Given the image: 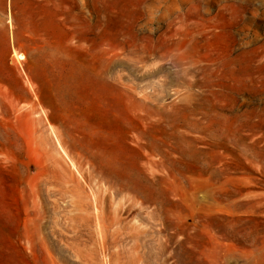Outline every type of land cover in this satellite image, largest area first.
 Wrapping results in <instances>:
<instances>
[{"label":"rangeland","instance_id":"1","mask_svg":"<svg viewBox=\"0 0 264 264\" xmlns=\"http://www.w3.org/2000/svg\"><path fill=\"white\" fill-rule=\"evenodd\" d=\"M0 264H264V0H0Z\"/></svg>","mask_w":264,"mask_h":264},{"label":"bare ground","instance_id":"2","mask_svg":"<svg viewBox=\"0 0 264 264\" xmlns=\"http://www.w3.org/2000/svg\"><path fill=\"white\" fill-rule=\"evenodd\" d=\"M14 56H16L18 59H22L21 55L15 54Z\"/></svg>","mask_w":264,"mask_h":264}]
</instances>
